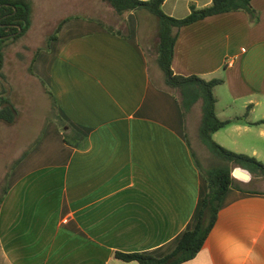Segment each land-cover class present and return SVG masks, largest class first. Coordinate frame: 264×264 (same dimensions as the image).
Here are the masks:
<instances>
[{
    "label": "crops",
    "instance_id": "0c3cea01",
    "mask_svg": "<svg viewBox=\"0 0 264 264\" xmlns=\"http://www.w3.org/2000/svg\"><path fill=\"white\" fill-rule=\"evenodd\" d=\"M210 2L165 0L161 10L183 19L190 5ZM250 4L254 18L233 11L180 28L171 69L222 79L215 113L230 123L212 138L263 163L264 0ZM138 11L72 18L31 62L29 77L54 104L46 94L52 115L8 174L0 264H137L114 253L161 258L195 226L203 168L177 101L153 76L157 35L140 39ZM251 191H226L202 249L185 264H264V191Z\"/></svg>",
    "mask_w": 264,
    "mask_h": 264
},
{
    "label": "trees",
    "instance_id": "16d2710c",
    "mask_svg": "<svg viewBox=\"0 0 264 264\" xmlns=\"http://www.w3.org/2000/svg\"><path fill=\"white\" fill-rule=\"evenodd\" d=\"M103 1L108 4L113 15L122 16L127 12L143 9L158 20L159 30L157 32L155 63L163 75L164 86L162 90L170 93L175 98L184 120L193 111V108H199L200 120L197 127L199 139L213 157L210 160L208 169H201L207 191L201 200L196 224L192 230L181 235L176 247L161 258L140 253L120 252H115L114 258L122 262H135L137 264H185L192 261L202 249L216 222L220 203L226 191L233 188L241 192H253L244 185L257 179H264V164L252 156L234 153L212 140L214 132L230 123V120L218 119L215 113L216 99L213 89L222 83V79L206 80L196 75L180 76L174 74L171 69V60L176 36L180 28L206 17L243 11L250 18H254L255 12L251 7V0H211L210 4L203 8L190 5L189 14L185 18L175 19L162 12L161 6L165 0ZM30 19V8L24 0H0V37L11 35L17 32L18 29H20L18 35L23 34L30 26ZM70 19L72 18L65 17L56 25L53 32L46 38L45 50L48 49L49 42L56 39L62 25ZM3 41L0 40V61ZM40 51V49H37L34 52L32 62ZM28 72L31 74V67H29ZM45 91L54 104L52 95L46 89ZM16 113L14 106L7 101H0V122L11 124L15 120ZM56 125L63 132L64 143L70 144L68 131H63L66 123L58 117ZM197 165L200 167L198 163ZM236 168L249 173L251 178L247 184H243V182L232 176V171Z\"/></svg>",
    "mask_w": 264,
    "mask_h": 264
},
{
    "label": "rangeland",
    "instance_id": "374dc122",
    "mask_svg": "<svg viewBox=\"0 0 264 264\" xmlns=\"http://www.w3.org/2000/svg\"><path fill=\"white\" fill-rule=\"evenodd\" d=\"M24 1L28 4L31 15L28 30L21 35H18L19 32L4 39L1 45L0 101H7L15 107L17 119L13 125L0 122V199L4 194L8 174L16 160L28 148L30 139H34L44 121L52 115L47 95L39 83L29 77L28 71L34 52L45 48L46 38L53 32L60 19L70 17L104 21L100 14H107L110 10L103 0ZM136 18L142 41L146 40L150 32L151 36L157 35L159 22L154 16L140 9ZM156 43L157 39L153 38L151 44L155 46ZM152 66L153 76L158 80L163 79L157 65L152 63ZM199 120V108L195 107L186 116V137L200 167L208 169L206 162L213 157L200 142L197 128ZM212 140L215 142L214 138ZM244 187L264 191V179L255 180Z\"/></svg>",
    "mask_w": 264,
    "mask_h": 264
},
{
    "label": "water",
    "instance_id": "95a60500",
    "mask_svg": "<svg viewBox=\"0 0 264 264\" xmlns=\"http://www.w3.org/2000/svg\"><path fill=\"white\" fill-rule=\"evenodd\" d=\"M20 32V29H18V31L14 34H11V35H7V36H3V37H0V40H4L6 38H9L10 36H15L16 34H18ZM232 175L237 177L238 180L240 181H243V182H248L250 180V175L247 171L245 170H241L239 168H236L232 171Z\"/></svg>",
    "mask_w": 264,
    "mask_h": 264
},
{
    "label": "built area",
    "instance_id": "2783aa9c",
    "mask_svg": "<svg viewBox=\"0 0 264 264\" xmlns=\"http://www.w3.org/2000/svg\"><path fill=\"white\" fill-rule=\"evenodd\" d=\"M233 176V175H232ZM234 178H236L237 180H238V178L237 177H235V176H233Z\"/></svg>",
    "mask_w": 264,
    "mask_h": 264
},
{
    "label": "flooded vegetation",
    "instance_id": "af4514ba",
    "mask_svg": "<svg viewBox=\"0 0 264 264\" xmlns=\"http://www.w3.org/2000/svg\"><path fill=\"white\" fill-rule=\"evenodd\" d=\"M16 33V32H15ZM14 34V33H13Z\"/></svg>",
    "mask_w": 264,
    "mask_h": 264
}]
</instances>
